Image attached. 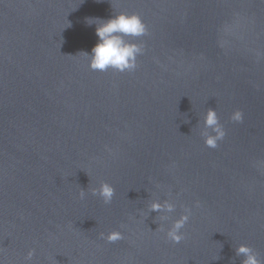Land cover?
Instances as JSON below:
<instances>
[{
	"label": "water",
	"instance_id": "1",
	"mask_svg": "<svg viewBox=\"0 0 264 264\" xmlns=\"http://www.w3.org/2000/svg\"><path fill=\"white\" fill-rule=\"evenodd\" d=\"M121 12L148 26L137 67L92 70L86 18ZM241 244L264 264V0H0V264H244Z\"/></svg>",
	"mask_w": 264,
	"mask_h": 264
},
{
	"label": "clouds",
	"instance_id": "2",
	"mask_svg": "<svg viewBox=\"0 0 264 264\" xmlns=\"http://www.w3.org/2000/svg\"><path fill=\"white\" fill-rule=\"evenodd\" d=\"M86 23L91 26L96 25L95 34L98 41L91 49V53H87L90 57V67L92 70L106 71L109 68L115 69L120 72L126 70L131 71L137 67V57L143 54V47L134 43L126 37H140L148 34V26L143 22L139 14H128L121 12L112 16L109 19L102 18H86ZM232 119L237 122H243V113L236 111ZM204 125L206 129L202 135L205 138V144L208 147H218V142L223 140L226 136V130L219 123V118L214 109H208L204 118ZM91 194L101 197L105 204H110L115 194L114 187L104 182L98 189H92ZM87 192L81 190L80 198L84 199ZM197 206L199 202L197 201ZM163 206L159 203L152 204L153 211H160ZM167 211H174V205L168 204ZM192 210L185 208V214L177 219L172 227L167 230V238L174 242L180 243L185 237L182 229L188 223ZM102 239L108 242H114L119 239H124L121 232L114 231L105 235L100 233ZM238 255L245 257L244 264H262L253 249L246 244H241L237 249ZM34 255V250L29 251L27 259L31 260Z\"/></svg>",
	"mask_w": 264,
	"mask_h": 264
}]
</instances>
